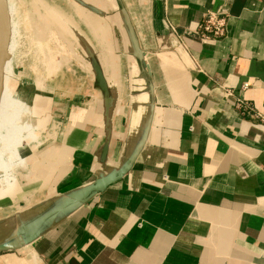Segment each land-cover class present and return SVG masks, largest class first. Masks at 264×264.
Instances as JSON below:
<instances>
[{
	"label": "crops",
	"instance_id": "obj_1",
	"mask_svg": "<svg viewBox=\"0 0 264 264\" xmlns=\"http://www.w3.org/2000/svg\"><path fill=\"white\" fill-rule=\"evenodd\" d=\"M72 1L93 38L44 11L89 51L70 90L35 81L29 106L0 77V242L144 143L123 177L0 264H264V0ZM209 10L226 31L200 40Z\"/></svg>",
	"mask_w": 264,
	"mask_h": 264
},
{
	"label": "rangeland",
	"instance_id": "obj_2",
	"mask_svg": "<svg viewBox=\"0 0 264 264\" xmlns=\"http://www.w3.org/2000/svg\"><path fill=\"white\" fill-rule=\"evenodd\" d=\"M76 5L72 0H8L9 42L0 74L4 76V80H9V84L20 97L25 98L29 106L33 103L35 89L31 87L35 81L40 80L43 85L56 82L67 91L76 80L73 72L83 70L84 54L89 52L88 48L79 40L68 45L64 38L55 33L56 29L48 30L45 21L48 15L44 12L58 9L65 14V19L74 21L78 29L81 27L93 38L90 31L92 29L84 22L86 14L80 12ZM55 95L53 93L52 97ZM13 96L16 101L20 100L16 95L10 94L11 100L14 99ZM8 99L4 86L0 96V100L4 101L2 105H7ZM6 111L4 110L5 113ZM41 118V115H33L30 122Z\"/></svg>",
	"mask_w": 264,
	"mask_h": 264
},
{
	"label": "water",
	"instance_id": "obj_3",
	"mask_svg": "<svg viewBox=\"0 0 264 264\" xmlns=\"http://www.w3.org/2000/svg\"><path fill=\"white\" fill-rule=\"evenodd\" d=\"M7 4L8 0H0V73H2L5 64L7 56V47L9 42V22L7 17ZM136 54H141L139 49L136 51ZM96 75V80L100 88L105 93H107L106 81L101 70L96 69ZM15 95L20 97L18 93H16V91ZM23 99L25 100V98ZM143 143L144 142L142 140V142L136 147L132 156L119 170H114L105 175H101L88 186L80 188L76 191L71 192L69 195L64 196L63 199L59 203L54 205L52 208H49L45 211L43 210L36 216L35 221L27 224H21L16 229V231L14 232V236L11 239L0 242V252L19 249L25 246L26 244L30 243L41 233L42 230H44L47 225L54 223L59 218L68 213L70 210H72L74 207L84 203L95 193L104 191L109 184L123 177V175L127 172V170L132 166L133 162L135 161L139 151L142 148Z\"/></svg>",
	"mask_w": 264,
	"mask_h": 264
},
{
	"label": "built area",
	"instance_id": "obj_4",
	"mask_svg": "<svg viewBox=\"0 0 264 264\" xmlns=\"http://www.w3.org/2000/svg\"><path fill=\"white\" fill-rule=\"evenodd\" d=\"M226 31V17L222 15L219 10H209L207 11L202 20L198 23L194 29V33L200 40H205L209 38H218L225 34ZM170 36H173L171 43L175 46H182L180 36L176 33L173 27L170 29ZM237 104L243 106L246 109H252L249 102L243 99H238ZM259 117L260 114H257Z\"/></svg>",
	"mask_w": 264,
	"mask_h": 264
},
{
	"label": "bare ground",
	"instance_id": "obj_5",
	"mask_svg": "<svg viewBox=\"0 0 264 264\" xmlns=\"http://www.w3.org/2000/svg\"><path fill=\"white\" fill-rule=\"evenodd\" d=\"M0 77H1V74H0Z\"/></svg>",
	"mask_w": 264,
	"mask_h": 264
}]
</instances>
